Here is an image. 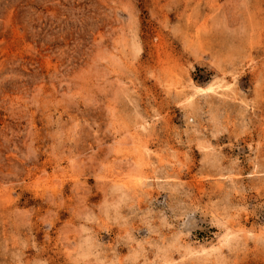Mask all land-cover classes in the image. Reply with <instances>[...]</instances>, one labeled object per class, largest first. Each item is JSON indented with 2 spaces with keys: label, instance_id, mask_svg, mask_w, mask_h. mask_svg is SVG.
<instances>
[{
  "label": "rangeland",
  "instance_id": "1",
  "mask_svg": "<svg viewBox=\"0 0 264 264\" xmlns=\"http://www.w3.org/2000/svg\"><path fill=\"white\" fill-rule=\"evenodd\" d=\"M0 264H264V0H0Z\"/></svg>",
  "mask_w": 264,
  "mask_h": 264
},
{
  "label": "bare ground",
  "instance_id": "2",
  "mask_svg": "<svg viewBox=\"0 0 264 264\" xmlns=\"http://www.w3.org/2000/svg\"><path fill=\"white\" fill-rule=\"evenodd\" d=\"M218 81V80H217ZM220 81V80H219ZM224 82V81H223ZM229 82V81H228ZM191 86V85H190ZM196 88H200V87H196ZM203 88V87H202ZM218 88V87H217ZM230 88V87H229ZM201 89V88H200ZM211 89H213V85L211 84V85H209L208 87H207V89L206 90H211ZM219 90V89H218ZM217 90V91H218ZM221 90H223L222 88L220 89V92H221ZM201 91V90H200ZM202 92V91H201ZM201 92H199V93H201ZM205 93V92H204ZM216 93V92H215ZM218 93V92H217ZM191 98H193V97H191ZM122 182V181H121Z\"/></svg>",
  "mask_w": 264,
  "mask_h": 264
}]
</instances>
